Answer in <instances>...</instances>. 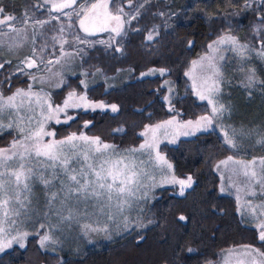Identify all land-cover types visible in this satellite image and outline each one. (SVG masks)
<instances>
[{"label":"snow or ice","instance_id":"6c2138e0","mask_svg":"<svg viewBox=\"0 0 264 264\" xmlns=\"http://www.w3.org/2000/svg\"><path fill=\"white\" fill-rule=\"evenodd\" d=\"M125 3L130 11L125 10ZM150 3L151 0L136 4L134 0H29L16 14L0 0V74L7 70L3 83L9 85L14 77L26 78L24 87L13 90L10 85L7 95L0 92V138L11 137L6 145H0V253L14 250V246L26 248L30 236L36 238L45 253H58L74 228L78 229V237L88 243H92L93 236L111 240L112 225H116V235L135 232L137 243L141 242L145 238L143 230L157 223L146 212L147 205L160 198L156 190L166 191L171 186L173 194L184 197L198 183L193 173L176 175L174 165L160 150L161 136L169 144H176L181 135L197 137L219 130L222 144L233 154L213 168L220 176L217 191L234 195L238 223L254 228L259 244L232 245L221 250V260L205 259L203 264H264V157L235 158L243 139L255 136L256 143L264 145V131L238 130L225 123L233 109L223 99L226 84H231L226 78L227 69L233 64L240 76L237 86L249 98L257 88L264 90V78H259L251 66L256 60L264 62V0H242L238 5L239 13H252L250 40H242L229 23L208 40L196 58L186 62L183 75L189 94L206 102L200 114L182 119L184 113L174 96L173 81L165 79L159 87L167 90L163 101L171 116L143 125L138 133L143 141L138 146L121 149L82 130L60 136L55 127L70 125L77 119L69 110L120 111L119 105L93 100L79 90L88 89V77L102 69L97 67L91 72L82 68L79 76L84 79H79L76 87L66 81L65 72L97 44L106 53L124 55L125 38L132 32L143 34L141 47L158 53L156 45L166 34L161 29L172 28L170 19L178 14L173 12L170 16L159 9L152 16L160 17L162 24L133 25L143 19ZM226 3L237 7L234 0ZM37 12L46 14L45 18H39ZM239 13L226 8L224 13L207 18L214 22L217 16L227 19ZM53 21L58 23L53 25ZM103 33L107 34L106 39H90ZM194 44L189 40L187 47L191 49ZM26 47L30 53L21 57ZM124 71L117 69L118 73ZM170 72L166 66L149 67L139 78L165 77ZM72 75L77 73L72 70ZM65 87L69 90L59 103L53 99L54 93L47 90ZM91 124V120H86L83 128ZM113 131L125 129L118 127ZM241 176L243 181L239 180ZM35 184L42 186L43 210L38 200L33 202ZM196 211L206 214L202 208ZM217 211L222 210L213 205L212 214ZM178 221L186 225L193 222V216L181 214ZM195 242L193 233L182 251L197 253L198 248L192 246ZM187 258L190 257H180ZM57 264H61L59 257Z\"/></svg>","mask_w":264,"mask_h":264},{"label":"trees","instance_id":"16d2710c","mask_svg":"<svg viewBox=\"0 0 264 264\" xmlns=\"http://www.w3.org/2000/svg\"><path fill=\"white\" fill-rule=\"evenodd\" d=\"M234 3L237 7L227 5L226 0H179L175 8L178 16L170 19L172 28L161 29L166 34L161 43L156 45L158 53L141 47L143 34L135 32L125 38L124 55L106 53L99 45L87 49V55L80 59L83 69L93 72L98 67L106 76L115 74L117 69L134 70L128 81L118 88L105 90L102 84H97L86 91L93 100L119 105V112H71L77 115V119L70 122V125H56L59 135L82 130L87 135L99 136L122 149L138 146L142 142L138 133L143 125L156 123L171 116L162 102L165 94L164 89L159 87L162 78L136 79L140 72L149 67L166 66L171 69L165 78L176 85L175 98L183 110L182 119L200 114L206 105L189 94L190 88L183 75L184 66L187 61L196 58L208 40L214 38L217 32L226 29L229 23L242 40L251 39V11L227 19L217 16L214 22L207 18L216 13H224L226 8L227 11L238 9L242 0H234ZM161 5L160 2L146 5L143 19L136 21L135 26L161 24L163 21L160 17L152 16ZM189 40L195 42L191 49L187 47ZM7 74V70L0 74L1 92L7 95L10 85L13 90L25 86L24 77H14L10 85L3 83V76ZM67 82L76 87L79 77L68 78ZM68 90L67 87L60 89L54 93L53 99L61 102ZM79 90L82 91V88ZM86 120L92 121L87 129L83 128ZM118 127H123L125 131L114 132ZM10 139V136L0 138V145H6ZM160 150L174 165L177 176L187 173L195 175L198 181L194 186L195 190H188L184 197L173 194L171 188L166 191L157 190L156 194L160 198L153 201L147 212V217L153 218L157 223L142 232L145 238L141 242L137 243L135 233L106 249L88 252L77 260L65 259L60 261L61 264H203L205 259L218 261L221 250L232 245L259 244L254 238L255 230L238 223L234 199L221 196L217 191L219 179L213 168L233 153L222 144L215 132L180 140L174 147L161 145ZM209 190L210 195L207 194ZM213 205L222 211L212 214ZM197 208L205 209L206 214L197 212ZM181 214L193 216V222L186 225L179 222L178 217ZM193 233L196 242L192 246L198 248V252L182 251L183 246L192 239ZM178 244L180 247H177ZM182 256L190 258L180 259ZM0 264H57V256L41 252L35 237H30L26 248L14 247V250L2 254Z\"/></svg>","mask_w":264,"mask_h":264},{"label":"rangeland","instance_id":"374dc122","mask_svg":"<svg viewBox=\"0 0 264 264\" xmlns=\"http://www.w3.org/2000/svg\"><path fill=\"white\" fill-rule=\"evenodd\" d=\"M178 1L179 0H151V3L160 2L162 5L159 7V9H162L165 12H168L169 15L171 16V13H173V12L175 13V11H176L175 8H176V5L178 4ZM2 2L3 3L6 2L5 4H9V8H8L9 11H15L16 14H20L22 12V10L24 9V6L29 2V0H2ZM139 2H140V0H134V4L139 3ZM13 5H14V7H13ZM125 10L126 11L131 10L126 3H125ZM228 12H238L239 13V8L238 9H230V11H228ZM53 15H55V13H53ZM37 16L39 18H45L46 14L42 15L41 12H37ZM62 19H64V18H62ZM57 23H58L57 21L52 22L53 25H55ZM65 23H67L66 20H65ZM133 25H136V21L133 22ZM49 27H51V26H49ZM76 30L78 31V21L76 22ZM80 34L83 35V33H80ZM101 38L106 39L107 34L103 33V34H99L96 37H90V39H101ZM97 45H99V44H97ZM99 46H101V45H99ZM29 53H30V49L26 47L21 51L20 55H21V57H23L24 55H28ZM5 58H8V57H5ZM251 66L256 68V71H257L259 78H264V62L256 60V61H254V63ZM235 68H236V64H233L230 68L227 69V77L226 78L231 80V84H226L223 99H224L225 103H228L232 106L233 110H232L231 117L228 118L225 121V123L232 125L233 127H235L238 130L241 128H245V129H256L257 131H264V90L257 88L254 91L251 98H249L247 92L243 88L237 86L238 81L240 79V76L238 73H235V71H234ZM72 70H74L77 73V75H72ZM81 70L82 69L80 66V58H77L75 60V62L71 65V68L65 72L64 78L66 79L68 77L79 76V73L81 72ZM124 70H125L124 72L118 73L116 71L115 74L108 75V76L104 75L101 72L99 74H96L95 76L88 77V81H89L88 89H90L91 87H93L97 84H102L105 90L118 88V87L124 85L128 81L129 77L132 74V71H129L131 69L126 68ZM140 73L136 76L137 80H141L139 78ZM79 77H80V79H84V77H82V76H79ZM154 77H160V76H158V75L157 76H150V77H146L143 79L154 78ZM160 78H162V83L165 79H168L165 77H160ZM168 80H170V79H168ZM173 86L176 89V85L174 83H173ZM36 87L38 88L39 85H37ZM88 89L82 88V91L86 92ZM47 90L52 91L54 93L55 91H57L59 89L49 88ZM164 91H165V94H167V90L164 89ZM176 95H177V89L174 93L175 97H176ZM197 101L200 103H206V102H201L199 100H197ZM162 102L164 103L163 98H162ZM69 111L74 112V111H82V110L77 109V110H69ZM82 112H84V111H82ZM87 112H93V111H87ZM95 112H109L110 114H115V113L111 112L110 109H107L105 111H100L98 109ZM214 132L217 133L220 137L219 130H216ZM190 138H192V137H185V136L181 135L178 138L176 144H169L167 142V140L164 139L163 136H161L162 142L160 143V145H166L169 147H174L178 144V142L180 140H185V139H190ZM220 139H221V137H220ZM142 141H143V138H142ZM253 157H257V158L258 157H264V145L257 144L255 136L252 138H249V139H243L242 140L241 151L238 154H236L235 158L244 159V160H251ZM225 159H223V160H225ZM229 167H231V165H229ZM222 171H225V174L227 176V170L223 166H222ZM214 173L218 177L219 183H220L219 174L215 171H214ZM157 178L159 179V177H157ZM233 179L235 180L237 178L233 177ZM243 179H244V177H242V176L239 177L240 181H243ZM40 187H41V185L40 186L34 185L35 198H34L33 202L35 204L36 200H38L40 208L42 210L44 197H43V190ZM168 188H171V186H168ZM157 190H160V189H157ZM219 195H221V194H219ZM176 196H179V195H176ZM221 196H229L235 200L234 195L223 194ZM153 201L154 200H152L151 203L147 205L146 212H148V208L153 203ZM111 227L113 228V237L111 240L104 239L103 237L93 236V237H91L92 243H88L87 241H85L87 248H89L90 250H93V251L106 249L109 246L124 240L128 236L135 234V232H133L132 234H125L123 236L116 235L115 234L116 225H112ZM247 228H251V227H247ZM251 229H254V228H251ZM75 232H78V230L75 229ZM75 236H77V235L76 234L71 235V236H69V239L71 240ZM14 247L19 248L18 246H14ZM7 251H10V249L6 250V252ZM63 251L67 252L66 249L60 250L59 251L60 255H65V252H63ZM2 254H4V253H0V256ZM219 258H220V260L222 259L221 254H220Z\"/></svg>","mask_w":264,"mask_h":264},{"label":"crops","instance_id":"0c3cea01","mask_svg":"<svg viewBox=\"0 0 264 264\" xmlns=\"http://www.w3.org/2000/svg\"><path fill=\"white\" fill-rule=\"evenodd\" d=\"M80 66H81V63H80ZM82 69V67H81ZM94 72V71H93ZM75 77H79V76H75ZM75 77H68V78H75ZM66 78V81L67 79ZM80 79V77H79ZM60 90V89H59ZM59 90L55 91L54 93L58 92ZM1 92V91H0ZM62 101V100H61ZM206 105V103H204ZM217 134V133H216ZM218 135V134H217ZM219 136V135H218ZM161 146V145H160ZM125 149V148H124ZM37 186H40L39 184H35ZM42 188V186L40 187ZM229 197V196H228ZM232 198V197H231ZM235 201V200H234ZM236 203V201H235ZM43 210V208H42ZM239 219V218H238ZM78 230V229H77ZM65 234L67 235V229L65 230ZM77 235L78 236V232H75V228L73 229V231L71 232L70 236L71 235ZM77 236L73 237L71 240L68 238L64 245H63V248L62 250L66 249L67 252H65V255H60V253H47V254H50V255H54V256H57L59 257V259L61 260V262L65 259H69V260H77L78 258H81L83 257L85 254H87L88 252H91L93 250H90L89 248H87L86 244H85V241L83 238H78ZM38 246V244H37ZM39 248V246H38ZM40 249V248H39ZM11 250V249H10ZM41 252L45 253L43 250L40 249ZM220 260V258L218 259V261Z\"/></svg>","mask_w":264,"mask_h":264}]
</instances>
